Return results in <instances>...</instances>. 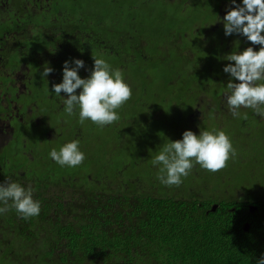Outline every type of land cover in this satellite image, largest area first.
<instances>
[{
    "label": "flooded vegetation",
    "instance_id": "obj_1",
    "mask_svg": "<svg viewBox=\"0 0 264 264\" xmlns=\"http://www.w3.org/2000/svg\"><path fill=\"white\" fill-rule=\"evenodd\" d=\"M189 1L0 0V184L20 183L19 178L32 172L44 174L49 166L57 168L50 151H59L72 140H78L80 151L89 157L104 158L112 155L107 150L117 141L115 157H129V163L139 158V173L127 176L120 160L115 178L100 176L98 183L127 189L128 180L142 182L139 170L151 165L141 159L150 155L154 159L166 145L157 143L150 154L142 144L143 134L152 133L161 121L171 123L175 110L185 108L181 139L186 130L196 135L222 130L236 152L215 173L193 162L187 179L204 199L213 200L211 206L216 204V210L220 204L229 206L241 220L255 214L264 227V118L250 108H241L239 117L232 116L225 89L229 80L239 81L223 71L234 64L226 59L228 55L247 47L258 51L261 46L242 34L225 35L223 18L234 7L231 0H208L198 8L209 12L199 18L188 13L193 10ZM236 4L243 6L242 0ZM93 58H103L113 70H120L132 96L117 109L118 121L100 127L86 119L89 129H85L79 122V109L69 116L64 111L66 94L56 95L52 85L62 82L64 62L74 66L75 59L84 62L78 70L80 78H88ZM47 66L53 71L42 77ZM158 73L168 78L161 91ZM159 94L163 101L158 100ZM202 120L206 126H200ZM27 154L35 155L37 161L25 164ZM155 172L153 168L152 186L158 195H164ZM12 218L10 210L0 214V255L25 249L20 229L5 225Z\"/></svg>",
    "mask_w": 264,
    "mask_h": 264
},
{
    "label": "trees",
    "instance_id": "obj_2",
    "mask_svg": "<svg viewBox=\"0 0 264 264\" xmlns=\"http://www.w3.org/2000/svg\"><path fill=\"white\" fill-rule=\"evenodd\" d=\"M158 79L161 91L168 78L158 73ZM162 94L159 101L164 100ZM185 113V108H178L171 123L161 121L152 133L143 134L142 144L150 154L157 143L181 139ZM116 142L107 150L112 153L109 157H89L85 152L80 166L58 169L55 162L52 164L58 167L49 166L44 174L32 172L19 178L22 187L34 189L40 213L24 219L14 208L9 209L12 223L5 225L20 229L25 249L1 254L0 264H257L264 255L263 221L255 214L241 220L221 204L209 212L213 200L204 199L188 176L178 187L172 186L173 190L160 182L164 195H158L151 170L159 175L161 166H153L151 155L141 159L151 163L139 170L142 182L128 180L127 189L99 184L100 176L115 178L120 160L127 176L138 172L139 158L129 163V157H115ZM245 221L247 231L242 227Z\"/></svg>",
    "mask_w": 264,
    "mask_h": 264
},
{
    "label": "clouds",
    "instance_id": "obj_3",
    "mask_svg": "<svg viewBox=\"0 0 264 264\" xmlns=\"http://www.w3.org/2000/svg\"><path fill=\"white\" fill-rule=\"evenodd\" d=\"M230 8L223 18L226 36L233 33L244 35L252 44L260 45L258 51L247 47L239 54H230L227 60L233 61L223 68L225 73L239 81L231 80L226 85L225 97L232 116L239 117L241 108H250L264 118V0H242L243 6L231 0ZM94 67L88 78L82 79L78 70L84 67L79 59L70 66L63 64L62 82L52 85L53 92L60 96L63 92L64 111L74 115L79 109V122L86 119L103 127L120 119L117 109L132 96L131 87L124 81L120 70H113L103 58H93ZM53 69L44 67L42 77L48 76ZM80 89L79 94L76 90ZM50 157L60 166L76 167L83 163L85 155L79 149V141L72 140L60 147L53 148ZM236 152L228 135L224 131H202L199 135L190 130L182 133V139L164 145L152 160L153 165H160L158 179L168 187L179 186L182 178L187 177L194 166L199 164L210 172H218L227 166ZM34 189L22 187L19 183L6 181L0 184V214L14 208L24 219L38 216L40 202L33 199ZM11 202V203H9ZM264 264V255L257 261Z\"/></svg>",
    "mask_w": 264,
    "mask_h": 264
},
{
    "label": "rangeland",
    "instance_id": "obj_4",
    "mask_svg": "<svg viewBox=\"0 0 264 264\" xmlns=\"http://www.w3.org/2000/svg\"><path fill=\"white\" fill-rule=\"evenodd\" d=\"M207 1L208 0H190L188 4H189V7L191 9H193V10L188 11V13L196 16L197 18H199L200 16H203V15H207V13L209 12V9H199L198 8L199 6L201 7V6L205 5ZM177 12H179V10ZM217 17H218V15L215 14L214 19L217 18ZM207 18H209V16H207ZM147 99L150 100V101L153 100L150 95L147 96ZM202 125L206 126L205 123H204V120H202L200 122V126H202ZM82 126L85 129H89V125H88V123L86 121H84L82 123ZM34 156L35 155L32 156V155H28L27 154V156L23 157V162L25 164H27V165H31L34 161H37ZM44 164H46V162ZM33 174L36 175V176H39L42 173L33 172ZM148 175H151L150 171L148 172ZM4 244L7 245L6 243H4Z\"/></svg>",
    "mask_w": 264,
    "mask_h": 264
},
{
    "label": "water",
    "instance_id": "obj_5",
    "mask_svg": "<svg viewBox=\"0 0 264 264\" xmlns=\"http://www.w3.org/2000/svg\"><path fill=\"white\" fill-rule=\"evenodd\" d=\"M216 207H217V205L216 204H213L211 207H210V211H215L216 210ZM250 210L251 211H253L254 210V208L253 207H250ZM243 230L244 231H247L248 229H249V225H248V223L247 222H245L244 224H243Z\"/></svg>",
    "mask_w": 264,
    "mask_h": 264
}]
</instances>
